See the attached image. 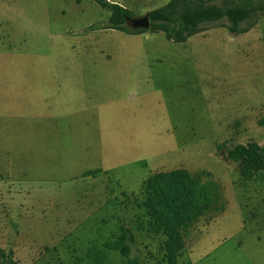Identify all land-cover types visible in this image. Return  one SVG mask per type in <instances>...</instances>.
Masks as SVG:
<instances>
[{
    "label": "rangeland",
    "instance_id": "obj_1",
    "mask_svg": "<svg viewBox=\"0 0 264 264\" xmlns=\"http://www.w3.org/2000/svg\"><path fill=\"white\" fill-rule=\"evenodd\" d=\"M109 1L141 16L168 0ZM108 16L93 0H0V249L19 264H122L108 244L124 227L138 264H168L136 202L150 174L185 168L221 208L186 228L175 264H264V170L242 179L220 147L264 143V13L180 43L103 28ZM76 81L88 108L54 116L49 97L78 95L65 93Z\"/></svg>",
    "mask_w": 264,
    "mask_h": 264
},
{
    "label": "trees",
    "instance_id": "obj_2",
    "mask_svg": "<svg viewBox=\"0 0 264 264\" xmlns=\"http://www.w3.org/2000/svg\"><path fill=\"white\" fill-rule=\"evenodd\" d=\"M80 2L81 0H73ZM109 12L108 23L112 28L126 33H142L145 29L130 28L125 17L133 13L117 2L93 0ZM264 13V0H168L148 11L150 31H161L171 42H184L189 36L201 32L205 25L226 20L229 32L239 34L248 31L259 14ZM224 149L228 160L237 161L239 175L249 180L264 170V143H237ZM100 169L87 170L83 175H97ZM142 199L136 206L144 212L149 225L164 236L163 258L175 264L185 246V230L200 216L216 212L221 202L215 184L205 186L199 177L185 168L158 170L145 178L140 185ZM134 235L129 228H120V234L108 247L118 251L122 264H138L131 255ZM0 264H19L10 253L0 249Z\"/></svg>",
    "mask_w": 264,
    "mask_h": 264
},
{
    "label": "crops",
    "instance_id": "obj_3",
    "mask_svg": "<svg viewBox=\"0 0 264 264\" xmlns=\"http://www.w3.org/2000/svg\"><path fill=\"white\" fill-rule=\"evenodd\" d=\"M85 78L86 77H84V76H66V77H62V76L57 77V76H54L53 77V79H58V80H60V79L61 80H65V79H73V80L79 79V80H82V79H85ZM65 85H66V83H65ZM86 85H87V82L86 81H81V82H77L76 81L74 83L73 82H70V83L67 84V88L65 86V88L67 89V91H65V93L66 92H73L72 90H74V91H78L79 92L78 95H76V94L69 95V94H71V93H69V94H65V95H61V96L60 95H57V96H54L52 98L49 97V104L48 105L50 106L51 112L54 114V116L56 115V112L55 111H52L53 108H54L53 106H55L56 104L58 105L60 103H64V102L66 104H70L68 106H72V107L73 106L80 107V106H83L85 104L84 105L85 108H88L87 105H86V103L88 102V99H90V98L88 97L89 95H87V93H86V91H87ZM66 104H63V105H66ZM67 115H68V113H64V116L63 117H65ZM57 118L59 119L60 117L57 115L55 117V120H57ZM57 122L58 121H56L55 123L58 124ZM60 124L63 125L64 123H60ZM84 124H86V123H84ZM96 125H98V122H96ZM59 131L57 133L58 134L60 133V136L59 137H53V138H66L67 137V134L65 133L67 130H65V129H59ZM73 134H74V132L72 133V135ZM72 138H80V131L78 130L76 132V134ZM95 169H97V168H95ZM98 169H100V168H98Z\"/></svg>",
    "mask_w": 264,
    "mask_h": 264
},
{
    "label": "water",
    "instance_id": "obj_4",
    "mask_svg": "<svg viewBox=\"0 0 264 264\" xmlns=\"http://www.w3.org/2000/svg\"><path fill=\"white\" fill-rule=\"evenodd\" d=\"M125 24L130 28L148 30L150 26L148 12L141 16H126ZM222 155L224 158H226L224 152H222Z\"/></svg>",
    "mask_w": 264,
    "mask_h": 264
}]
</instances>
